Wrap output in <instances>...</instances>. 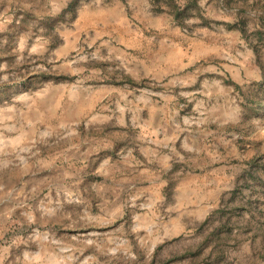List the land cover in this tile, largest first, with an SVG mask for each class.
Masks as SVG:
<instances>
[{"label": "rangeland", "instance_id": "rangeland-1", "mask_svg": "<svg viewBox=\"0 0 264 264\" xmlns=\"http://www.w3.org/2000/svg\"><path fill=\"white\" fill-rule=\"evenodd\" d=\"M108 1L0 10V248H14L11 264H146L130 188L146 174L145 135L157 118L198 114L157 109L164 68L152 52L131 58ZM218 111L231 120L220 129L238 132L211 157L229 170L222 248L262 253L264 94Z\"/></svg>", "mask_w": 264, "mask_h": 264}, {"label": "crops", "instance_id": "crops-1", "mask_svg": "<svg viewBox=\"0 0 264 264\" xmlns=\"http://www.w3.org/2000/svg\"><path fill=\"white\" fill-rule=\"evenodd\" d=\"M63 1L70 6L77 0ZM30 3L34 0H0V10L21 4L28 9ZM108 5L124 22L123 45L131 58L144 61L152 52L164 68L169 86H162L157 109L198 114L157 118L158 127L145 135L146 174L130 188L139 197L131 203L132 218L143 222L140 250L146 264H264V248L262 253L222 248L229 228V170L226 159L211 158L226 157L227 141L238 137L220 129L231 120L218 110L242 109L264 94V0H109ZM13 249L0 248V264L12 263Z\"/></svg>", "mask_w": 264, "mask_h": 264}, {"label": "bare ground", "instance_id": "bare-ground-1", "mask_svg": "<svg viewBox=\"0 0 264 264\" xmlns=\"http://www.w3.org/2000/svg\"><path fill=\"white\" fill-rule=\"evenodd\" d=\"M50 113H51V112H50ZM50 113H49V114H50ZM45 116H46V115H45Z\"/></svg>", "mask_w": 264, "mask_h": 264}]
</instances>
